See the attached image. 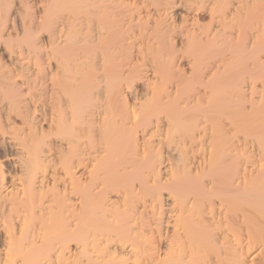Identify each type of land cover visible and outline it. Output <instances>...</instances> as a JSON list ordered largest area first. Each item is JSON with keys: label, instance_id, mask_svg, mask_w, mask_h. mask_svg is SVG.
I'll use <instances>...</instances> for the list:
<instances>
[{"label": "bare ground", "instance_id": "bare-ground-1", "mask_svg": "<svg viewBox=\"0 0 264 264\" xmlns=\"http://www.w3.org/2000/svg\"><path fill=\"white\" fill-rule=\"evenodd\" d=\"M0 264H264V0H0Z\"/></svg>", "mask_w": 264, "mask_h": 264}]
</instances>
